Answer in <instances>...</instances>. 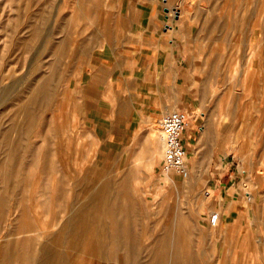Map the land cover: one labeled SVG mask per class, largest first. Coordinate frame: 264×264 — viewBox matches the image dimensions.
Listing matches in <instances>:
<instances>
[{
    "label": "rangeland",
    "instance_id": "1",
    "mask_svg": "<svg viewBox=\"0 0 264 264\" xmlns=\"http://www.w3.org/2000/svg\"><path fill=\"white\" fill-rule=\"evenodd\" d=\"M0 198L10 264H264V0H0Z\"/></svg>",
    "mask_w": 264,
    "mask_h": 264
},
{
    "label": "built area",
    "instance_id": "2",
    "mask_svg": "<svg viewBox=\"0 0 264 264\" xmlns=\"http://www.w3.org/2000/svg\"><path fill=\"white\" fill-rule=\"evenodd\" d=\"M189 116L183 111L164 114L159 122L163 140V164L168 172L181 177L188 176L186 150L184 146L185 130Z\"/></svg>",
    "mask_w": 264,
    "mask_h": 264
},
{
    "label": "bare ground",
    "instance_id": "3",
    "mask_svg": "<svg viewBox=\"0 0 264 264\" xmlns=\"http://www.w3.org/2000/svg\"><path fill=\"white\" fill-rule=\"evenodd\" d=\"M40 89V88H39ZM46 90V88L43 86V88L42 89H40V91L39 92H36L37 94H35L36 96L34 97V98H39L42 94L44 95L45 94V92H43V90ZM38 91V90H37ZM46 92H48V91H46ZM33 96H34V94H33ZM43 99H45V98H43ZM46 100V99H45ZM172 112H174V111H172ZM169 113V112H168ZM160 129V128H159ZM160 133H161V130H160ZM161 135V141H162V143H163V140H162V133L160 134ZM185 146V145H184ZM185 150H186V154H187V148H186V146H185ZM157 157H159V159L160 158H162V155H160V154H157ZM187 157V156H186ZM186 160H187V158H186ZM164 178V177H163ZM164 180V179H163ZM165 181H169V182H171V181H173L171 178H169V176H166V180ZM5 203H6V200H5V198H0V221L2 220V217H3V213H4V207H5ZM117 210V209H116ZM219 220H220V218H219V215L218 214H216V215H214L213 217H212V223L215 225V226H217L218 225V223H219ZM118 227V226H117ZM115 227H113V229H114ZM121 227H118V229H120ZM117 230V229H116ZM112 232H113V230H112ZM122 232V231H121ZM119 233H120V231L118 232V236H117V239L116 240H114V239H112V240H114V241H116L115 242V244H118V245H120V243H123V242H125V241H122L121 239V235H119ZM102 234H104V232L102 233ZM121 234V233H120ZM105 235V234H104ZM106 235H107V233H106ZM89 236V235H88ZM103 237V236H102ZM126 237V236H125ZM125 237H123V238H125ZM103 238H105V237H103ZM106 238H107V236H106ZM163 238V237H162ZM161 238V240H163ZM165 239V238H164ZM177 245V244H176ZM169 244L166 242V241H164L163 240V242H161L160 243V245H159V251H158V262L156 263V264H166L169 260H170V258H173V259H171L172 260V262H171V264H182L180 261H179V255H177V254H175L174 253V255H173V253L171 252V251H169ZM8 251V250H7ZM183 252V251H182ZM173 255V256H172ZM184 255V254H183ZM15 259H17L18 260V256L14 253V252H12V253H10V254H5L3 257H2V259H1V261H0V264H10L9 263V261H11V263H12V261L13 260H15ZM42 259V260H41ZM41 261L42 262H39V261H37V264H53L54 263V257L52 256V255H47V256H43V257H41ZM184 259V258H183ZM17 260H15V261H17ZM18 262V261H17ZM27 261H25V263H26Z\"/></svg>",
    "mask_w": 264,
    "mask_h": 264
},
{
    "label": "crops",
    "instance_id": "4",
    "mask_svg": "<svg viewBox=\"0 0 264 264\" xmlns=\"http://www.w3.org/2000/svg\"><path fill=\"white\" fill-rule=\"evenodd\" d=\"M177 102H179L178 99H176L175 102H170L168 105L165 106L164 109H167V108L170 109V108H172V109H174L173 111H177V110H176ZM171 112H172V111H171ZM167 113H168V112H167ZM188 143H189V142H188ZM188 143L185 144L186 148L188 147Z\"/></svg>",
    "mask_w": 264,
    "mask_h": 264
}]
</instances>
